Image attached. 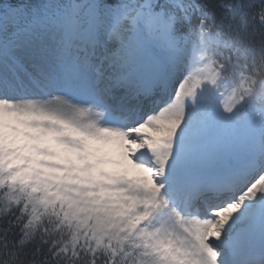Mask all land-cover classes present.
Returning a JSON list of instances; mask_svg holds the SVG:
<instances>
[{
	"label": "snow or ice",
	"instance_id": "obj_1",
	"mask_svg": "<svg viewBox=\"0 0 264 264\" xmlns=\"http://www.w3.org/2000/svg\"><path fill=\"white\" fill-rule=\"evenodd\" d=\"M0 264H264V0H0Z\"/></svg>",
	"mask_w": 264,
	"mask_h": 264
},
{
	"label": "trees",
	"instance_id": "obj_2",
	"mask_svg": "<svg viewBox=\"0 0 264 264\" xmlns=\"http://www.w3.org/2000/svg\"><path fill=\"white\" fill-rule=\"evenodd\" d=\"M236 2V0H234ZM239 3L244 5L245 9H249L252 3V0H239Z\"/></svg>",
	"mask_w": 264,
	"mask_h": 264
}]
</instances>
